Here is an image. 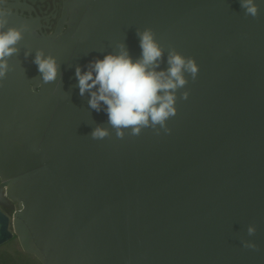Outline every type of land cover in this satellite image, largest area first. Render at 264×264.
I'll return each instance as SVG.
<instances>
[{
    "label": "water",
    "instance_id": "water-1",
    "mask_svg": "<svg viewBox=\"0 0 264 264\" xmlns=\"http://www.w3.org/2000/svg\"><path fill=\"white\" fill-rule=\"evenodd\" d=\"M19 2L4 5L27 30L0 87V186L17 203L0 209V246L17 236L41 264H264V0L256 18L241 0H68L51 34ZM146 27L164 49L157 70L174 48L198 73L165 128L118 138L75 68L119 42L139 58ZM38 50L56 58L55 81ZM97 125L110 135L92 139Z\"/></svg>",
    "mask_w": 264,
    "mask_h": 264
},
{
    "label": "clouds",
    "instance_id": "clouds-1",
    "mask_svg": "<svg viewBox=\"0 0 264 264\" xmlns=\"http://www.w3.org/2000/svg\"><path fill=\"white\" fill-rule=\"evenodd\" d=\"M6 3L7 0H0V87L10 70L8 59L18 53L16 46L27 30L26 26H8L11 9L4 6ZM241 7L246 16L256 18L259 15L256 0H241ZM137 36L141 49L139 58L133 59L126 44L119 42L103 59L90 61L86 70L79 65L75 68L80 96L87 94L91 109L107 113V123L116 130L118 138L124 137L126 129H130L132 135H139L144 128H165L167 120L176 114L177 92L188 83L186 76L195 80L198 73L195 61L174 48L168 52L166 70H157L163 62L164 49L154 31L150 27L137 29ZM33 63L38 66L43 83L57 79L59 65L55 57H45L43 51L38 50ZM188 95L185 91L182 98L187 99ZM109 135V129L100 125L90 133L94 140H103ZM255 231V226H249V235H254ZM244 246L257 248L247 242Z\"/></svg>",
    "mask_w": 264,
    "mask_h": 264
},
{
    "label": "flooded vegetation",
    "instance_id": "flooded-vegetation-1",
    "mask_svg": "<svg viewBox=\"0 0 264 264\" xmlns=\"http://www.w3.org/2000/svg\"><path fill=\"white\" fill-rule=\"evenodd\" d=\"M68 0H20L18 12L23 16L40 18L42 31L51 34L55 31L63 16L64 3ZM7 4H16V0H7ZM1 185V180H0ZM17 207V203L5 198L4 190L0 186V209L10 215L8 211Z\"/></svg>",
    "mask_w": 264,
    "mask_h": 264
},
{
    "label": "rangeland",
    "instance_id": "rangeland-1",
    "mask_svg": "<svg viewBox=\"0 0 264 264\" xmlns=\"http://www.w3.org/2000/svg\"><path fill=\"white\" fill-rule=\"evenodd\" d=\"M17 207L8 211L13 215ZM0 264H41L34 256L24 252L17 236L0 246Z\"/></svg>",
    "mask_w": 264,
    "mask_h": 264
}]
</instances>
